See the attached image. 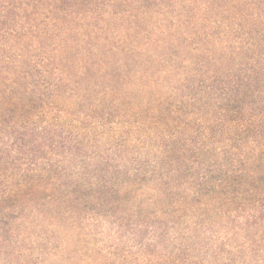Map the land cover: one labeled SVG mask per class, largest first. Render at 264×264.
Wrapping results in <instances>:
<instances>
[{
  "label": "trees",
  "instance_id": "obj_1",
  "mask_svg": "<svg viewBox=\"0 0 264 264\" xmlns=\"http://www.w3.org/2000/svg\"><path fill=\"white\" fill-rule=\"evenodd\" d=\"M0 264H264V0H0Z\"/></svg>",
  "mask_w": 264,
  "mask_h": 264
}]
</instances>
